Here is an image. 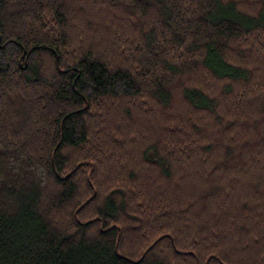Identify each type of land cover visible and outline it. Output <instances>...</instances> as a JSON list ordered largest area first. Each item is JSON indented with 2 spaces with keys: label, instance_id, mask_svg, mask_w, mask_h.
<instances>
[{
  "label": "trees",
  "instance_id": "16d2710c",
  "mask_svg": "<svg viewBox=\"0 0 264 264\" xmlns=\"http://www.w3.org/2000/svg\"><path fill=\"white\" fill-rule=\"evenodd\" d=\"M219 263L264 264V0H0V264Z\"/></svg>",
  "mask_w": 264,
  "mask_h": 264
},
{
  "label": "bare ground",
  "instance_id": "6f19581e",
  "mask_svg": "<svg viewBox=\"0 0 264 264\" xmlns=\"http://www.w3.org/2000/svg\"><path fill=\"white\" fill-rule=\"evenodd\" d=\"M179 255V254H178ZM220 264V263H219Z\"/></svg>",
  "mask_w": 264,
  "mask_h": 264
}]
</instances>
